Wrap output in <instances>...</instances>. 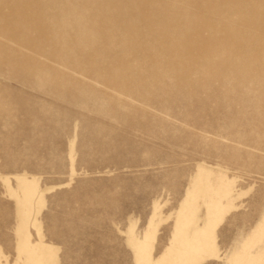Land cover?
<instances>
[{
  "label": "rangeland",
  "instance_id": "1",
  "mask_svg": "<svg viewBox=\"0 0 264 264\" xmlns=\"http://www.w3.org/2000/svg\"><path fill=\"white\" fill-rule=\"evenodd\" d=\"M0 264H264V0H0Z\"/></svg>",
  "mask_w": 264,
  "mask_h": 264
}]
</instances>
